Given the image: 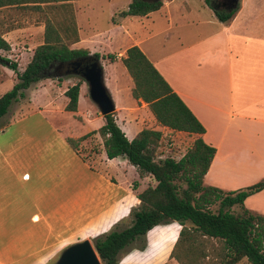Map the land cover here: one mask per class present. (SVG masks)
<instances>
[{
    "label": "crops",
    "instance_id": "1",
    "mask_svg": "<svg viewBox=\"0 0 264 264\" xmlns=\"http://www.w3.org/2000/svg\"><path fill=\"white\" fill-rule=\"evenodd\" d=\"M79 1H71L75 24V12L82 8L77 6ZM130 1L125 2L120 11L125 10ZM160 1L158 9L134 17L138 18L140 26H143L144 21L151 27H156L160 19L165 22L162 28L151 30L150 27L147 28L148 32L145 35L138 36L130 29L129 24L122 23L125 16H119L112 23L116 31L113 36L120 38L122 35L127 38V42L118 50H110L106 48V44L110 46L112 35L108 36L107 31L81 32L76 24L78 40L71 44L70 48H85L89 54L100 55L97 61L102 71V81L116 111L117 118L114 122L128 140L141 128L159 130L162 136L170 137L172 143L169 146L175 142V138L189 140L190 146L199 136L205 144L214 148L208 168L202 176L203 185L215 186L204 184L203 181L207 179L213 183L214 178L222 174L238 175L236 172H240L239 170L246 174L255 172L254 177L258 179L255 182L264 180V33L256 30V11L251 10L243 15L242 0H239V5L231 17L221 22L216 19L212 9L209 10L204 5L202 8L207 14L200 17L197 13L196 15L190 13L186 7L188 5L184 3L185 0H181L180 5L175 3L177 0ZM21 5L0 6V37L9 46L4 52L19 50L20 55L27 54L29 59L33 48L42 42V18L46 13L35 7ZM170 37L176 41L173 47L168 44L169 42L166 43ZM154 38L160 39L153 42ZM132 45L138 47L202 125L204 131L201 134L173 131L157 125L146 104L140 99L132 98L130 95L132 82L120 62L125 49ZM103 54L113 55L114 60L107 62L119 63L124 70L128 96L126 106L116 103L112 95L102 65L106 59ZM66 88L60 91L59 98L62 99V104L67 100L63 94ZM117 89L116 87V92ZM121 111L126 113L118 115ZM119 117L121 123L118 122ZM93 119L97 120L96 117H85L76 132H65L67 138H77L89 133L79 143L89 145V142L93 141L96 144V151H92L89 160L95 169L91 176L94 182H90L89 185L100 182L112 189L109 196L92 202V207L98 211L81 225L88 229L87 232H93L91 236L106 231L128 216L129 210L138 204L135 194L147 186L155 185L151 176L147 174L139 176L136 168L130 165L124 156L110 159L105 156L101 138L97 132H92L96 131L103 121L100 120L93 125ZM47 126L52 132L60 128L58 124L52 122ZM126 172H129L131 177L123 185L120 179L122 173ZM231 172L235 174H230ZM24 180L27 182L29 177ZM23 187L27 188V184ZM22 188L19 187L15 193L16 209L27 210L22 214V219L27 221L38 215L42 216L44 213L42 210L48 208V201L45 206H39L40 200L35 193L31 189L24 191ZM257 192H264V187ZM259 214L264 216V213ZM169 224H173L172 229L168 230L175 240L179 225L174 221L164 225ZM157 226L161 225L152 228ZM150 230L145 233L144 248L142 250L133 248L122 258L143 254L147 249V233Z\"/></svg>",
    "mask_w": 264,
    "mask_h": 264
},
{
    "label": "trees",
    "instance_id": "2",
    "mask_svg": "<svg viewBox=\"0 0 264 264\" xmlns=\"http://www.w3.org/2000/svg\"><path fill=\"white\" fill-rule=\"evenodd\" d=\"M71 1L0 0V6L23 4L21 6L35 7L46 13L42 18V42L33 48L21 71H16L15 62L0 56V63L14 71L16 78L11 88L0 94V117L6 113L11 101L22 96L23 90L32 82L51 77L52 72L57 71L53 68L58 63L80 58L98 59L97 53L89 54L85 48H70L78 40ZM210 1L204 0L218 21L224 22L231 17L234 9L218 10ZM160 5V0H131L119 16H143ZM8 49V44L0 37V51ZM104 57L114 60L111 54ZM120 62L132 82L130 95L146 104L157 125L198 135L204 131L138 47L126 48ZM78 89L79 84L75 83L64 90L65 111H76ZM102 117L103 124L92 132H97L101 138L105 156L108 159L124 156L139 176L147 174L155 181L154 186H147L135 194L138 204L129 210L127 226L116 229L115 223L92 237L93 248L103 264H118L121 252L129 247L142 250L148 230L173 221L178 223L179 229L167 257L177 264H235L242 258L249 264H264V216L242 206L249 194L264 187V180L226 192L203 185L202 176L214 148L199 136L175 158L163 155L164 151L170 152V139L162 136L159 130L141 128L128 140L111 113ZM67 142L73 149L74 141L67 138ZM214 203H217L216 211L210 209ZM235 205L241 207L240 214L229 210Z\"/></svg>",
    "mask_w": 264,
    "mask_h": 264
},
{
    "label": "rangeland",
    "instance_id": "3",
    "mask_svg": "<svg viewBox=\"0 0 264 264\" xmlns=\"http://www.w3.org/2000/svg\"><path fill=\"white\" fill-rule=\"evenodd\" d=\"M127 1L80 0L77 6L82 8L75 12L76 24L81 32L107 31L108 36L112 35V40L110 46L106 44V48L118 50L127 42V38H124L120 31L118 33L121 37L115 38L113 35L116 31L112 23L119 18L121 6ZM213 1L215 0L210 2ZM175 3L180 5L182 2L177 0ZM184 3L188 5L186 7L190 13L193 15L197 13L200 17L207 14L202 5L211 10L203 0H185ZM242 4L243 15L251 10L256 11V30L264 33V0H242ZM238 5L239 0H236L235 6L228 10L234 9L235 12ZM211 6L226 11L217 8L213 3ZM124 18L122 23L129 24L130 29L138 36L145 35L148 32L147 28L151 27L143 20V26H140L137 17ZM163 26L165 22L159 19L157 26L151 27V30ZM158 39L160 38H154L153 42ZM175 42V39L170 37L166 43L173 47ZM0 56L15 62L16 71H21L29 60L27 54L20 55L19 50L0 51ZM107 61L109 60L106 58L102 65L109 88L116 103L126 106L128 96L124 70L119 63ZM15 81L14 71L6 64L0 63V94L10 89ZM75 83L79 84L76 111L67 112L63 109L62 99L59 98L60 91ZM116 87L118 93L115 91ZM122 113L126 112L121 111L118 115ZM111 115L113 119L117 118L115 109ZM85 117H96L97 120L93 119V125L100 120L104 122L97 107L89 99L87 84L83 79L75 74H62L60 70L53 71L51 77H42L32 82L23 90L22 96L11 101L6 113L0 117V264H53L65 246L83 239L89 240L92 244L93 232H87L88 229L81 225L98 211L92 207V202L109 196L112 189L100 182L89 185L95 172L93 163L89 160L92 151H96V144L91 141L89 145H79L81 139L77 140L80 137L78 136L70 138L74 141L72 149L65 137V132H76ZM120 121L119 117L118 122L121 123ZM51 122L60 126L56 132L48 128L47 125ZM169 139L172 143L170 137ZM174 141L170 146V152L164 151L163 155L169 154L178 158L189 146L187 139L175 138ZM239 171L236 172L238 175H234L235 172L230 173L234 176L222 174L214 178L213 183L207 179L203 183L213 184L223 191H236L258 180L254 177L255 172L246 174L242 170ZM28 177L29 180L25 182L24 179ZM130 177L129 172L122 173L120 183L123 184ZM25 184L27 188L23 187L24 191L31 189L40 200L39 206H45L48 201V208L42 210L44 212L42 216L38 215L27 221L22 219V214L27 210L16 209L15 203L17 189ZM23 198L25 199V194ZM242 206L251 212L264 213V192L249 194ZM210 209L216 211L217 203L211 205ZM229 210L234 214L241 213V207L237 205L230 207ZM24 220L25 223L21 225ZM129 221L128 215L117 222L115 228L121 229L127 226ZM171 225L173 224L152 228L147 233L146 251L131 258L128 256L122 258L133 249L129 247L121 252L119 264H177L167 257V251L174 242L168 230L172 229ZM235 264L249 263L242 258Z\"/></svg>",
    "mask_w": 264,
    "mask_h": 264
},
{
    "label": "water",
    "instance_id": "4",
    "mask_svg": "<svg viewBox=\"0 0 264 264\" xmlns=\"http://www.w3.org/2000/svg\"><path fill=\"white\" fill-rule=\"evenodd\" d=\"M235 4L236 0L232 7ZM55 68L62 74H75L83 79L87 84L89 99L95 104L101 116L113 112V103L104 87L102 71L97 60L80 58L58 63ZM53 264H101V261L89 240L83 239L65 246Z\"/></svg>",
    "mask_w": 264,
    "mask_h": 264
},
{
    "label": "flooded vegetation",
    "instance_id": "5",
    "mask_svg": "<svg viewBox=\"0 0 264 264\" xmlns=\"http://www.w3.org/2000/svg\"><path fill=\"white\" fill-rule=\"evenodd\" d=\"M144 1L152 2L153 0H144ZM212 3H213V5L217 6V8H222V9L228 10L234 4V0H215ZM53 69L58 70L55 67Z\"/></svg>",
    "mask_w": 264,
    "mask_h": 264
}]
</instances>
